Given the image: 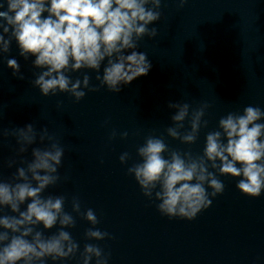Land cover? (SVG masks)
<instances>
[{"label": "clouds", "instance_id": "clouds-1", "mask_svg": "<svg viewBox=\"0 0 264 264\" xmlns=\"http://www.w3.org/2000/svg\"><path fill=\"white\" fill-rule=\"evenodd\" d=\"M185 3L187 0H179L181 8ZM5 4L6 10H0V54L9 53L15 40L20 56L25 60L34 56L33 67L42 71L32 85L44 97L69 93L79 102L86 95L83 89L96 92L101 87L118 94L122 85L148 75L151 70L147 54L136 49L143 37L153 39L159 34L157 28L149 25L161 18V0H4L0 9ZM7 66L13 70V76L24 79L15 58L7 59ZM82 69L94 70L99 86H90L88 75L74 82L67 75ZM208 107L205 103L190 112L188 103L169 102L168 108L175 109V113L171 116L173 126L166 128L167 136L182 144H194L201 128L207 127L203 117ZM186 120L190 130H184ZM262 120L264 110L260 107L247 106L242 114L228 113L220 118L219 130L206 134L203 154L199 156L171 150L163 137L149 135L137 149L140 162L133 163L127 172L134 176L145 197L159 202L156 207L161 215L170 219L191 221L209 208L210 197L225 189L217 173L240 178L237 189L245 196L259 197L264 191V123L259 122ZM2 135L16 137L19 155L35 143L38 133L28 124L3 130ZM116 135L113 130L110 139ZM120 136L126 139L128 132ZM39 138L42 143L47 139L49 146L34 148L33 159H22L20 163L26 167H18L10 181L0 179V211L7 207L16 214L0 215V264H45L49 258L53 262L71 258L79 250V244L65 230L76 223L65 211L66 198L42 195L60 180L58 169L64 149L52 142L47 128L39 133ZM129 159L127 152L119 157L121 164ZM15 163L10 159L8 167ZM26 201L30 202L22 211L21 205ZM72 211L93 226L85 231L86 239L112 238L95 227L99 220L91 208L81 212L76 198L72 200ZM41 224L45 230L57 225L59 229L45 236L36 230ZM80 255L82 264H91L93 259L95 264H108L110 258V253L105 254L100 246L91 243L84 245Z\"/></svg>", "mask_w": 264, "mask_h": 264}]
</instances>
